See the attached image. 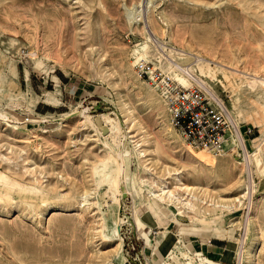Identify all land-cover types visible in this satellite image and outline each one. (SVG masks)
<instances>
[{
  "label": "rangeland",
  "instance_id": "1",
  "mask_svg": "<svg viewBox=\"0 0 264 264\" xmlns=\"http://www.w3.org/2000/svg\"><path fill=\"white\" fill-rule=\"evenodd\" d=\"M138 1L0 0V173L18 184L0 187V264H202L196 252L264 264V88L246 79L264 74V0H152L148 17L169 49L226 72L195 74L255 129L253 176L245 161L190 150L171 129L135 69L140 45L159 67L171 57L126 14ZM117 131L129 139L125 182ZM162 187L182 203L157 200Z\"/></svg>",
  "mask_w": 264,
  "mask_h": 264
},
{
  "label": "built area",
  "instance_id": "2",
  "mask_svg": "<svg viewBox=\"0 0 264 264\" xmlns=\"http://www.w3.org/2000/svg\"><path fill=\"white\" fill-rule=\"evenodd\" d=\"M155 63L141 59L135 69L165 104L169 121L184 143L195 151L243 160L255 129L236 124L228 95L195 82L185 86Z\"/></svg>",
  "mask_w": 264,
  "mask_h": 264
},
{
  "label": "bare ground",
  "instance_id": "3",
  "mask_svg": "<svg viewBox=\"0 0 264 264\" xmlns=\"http://www.w3.org/2000/svg\"><path fill=\"white\" fill-rule=\"evenodd\" d=\"M138 1V0H137ZM152 5H153V1L152 0H139L138 1V5H134L132 8H129V7H126V14L128 16H131V17H136L137 19H139V21L143 22L144 24V28H145V31L147 32L148 34V37H147V40H149V42L151 41L152 43H154V45L158 48L159 52L162 54V53H165L166 51H168L171 55V57H175V54H178L180 56L183 57V60L186 61V62H189L190 65L186 66V69L184 68V66H182V62L178 61L176 58H175V62L171 59V57L167 56L165 57L166 59L163 60L165 62H167L163 67H159L157 66L156 64H159L161 62L159 61H156V64L155 67H159L161 70H163L165 73H168L172 76L173 79L179 81L181 84L185 85V86H191L192 84H194V82L202 87H206L208 89H211V85L201 79H199L197 76H196V72L197 70H199L201 72V74H207L208 73V76L210 77V79L212 81L216 80L217 76H218V73H224V76L226 77V72H224L222 69H218V68H215V69H212L210 67V64L207 63V61H205L204 59H202L201 57L199 56H194V57H190V55H187V54H184V53H181V52H177V51H174V50H171L169 49V47L167 46L166 42H164V39H165V36H166V31L161 29V33L158 34L157 33V30H153L151 25L154 23L153 22V19L151 20V18H148L149 15H150V9L152 8ZM152 13V11H151ZM145 17H147L148 19H146ZM155 21V20H154ZM156 25V23H154ZM153 24V25H154ZM155 29V28H154ZM161 39V43L159 42L160 39ZM162 37L164 39H162ZM159 40V41H158ZM148 45V44H147ZM139 50L136 51V60L139 61L141 59H146L148 60V57L146 56V54L144 53L145 50H148V46L146 45H140L139 47ZM174 49V48H173ZM135 56V55H134ZM192 56V55H191ZM150 61V60H148ZM209 62V61H208ZM175 63V64H174ZM195 68H198V69H195ZM179 72V73H178ZM220 73V74H221ZM202 76V75H201ZM206 77V76H205ZM246 79L249 81V88H252V89H255L256 87H263L264 88V74L261 75L259 73H255L254 75L252 76H248L246 77ZM254 91V90H253ZM128 106V105H127ZM126 106V107H127ZM166 107V106H165ZM264 107V106H263ZM167 110V108H166ZM79 112V111H78ZM128 112L130 114H132L134 116V119H137L135 117V114H134V111H132V109L129 108ZM168 112V111H167ZM231 112V111H230ZM33 114V111L30 112V115ZM85 114V110L82 112H79V115H84ZM232 114V113H231ZM70 115H67V119L71 118L69 117ZM233 116V114H232ZM86 119H90L89 117H86ZM233 119L234 121L236 122V124L239 126L241 125L242 123L237 120L235 118V116H233ZM0 120L1 121H5V118H4V115L0 112ZM261 123V121H259ZM261 125V124H260ZM170 127L172 130L173 127L170 123ZM119 129V128H118ZM170 129V128H169ZM145 130V129H144ZM175 131V130H174ZM176 132V131H175ZM121 133V132H120ZM119 131L116 132L115 134V138H114V143L117 145L118 147V151L115 152L114 151V148H112L111 146H109L116 154V157H117V163H118V167H119V170L121 172V177H122V182H125L127 180V170L126 168H128V158L125 157V148L128 146V136L127 135H124L123 138H120L119 137ZM177 133V132H176ZM257 140L254 139L252 140L251 144H252V148H253V151H250L249 148L247 149V154L245 156V158L243 159V161H245V169H247L250 173V176H253V170H252V158L255 155V142ZM247 145V144H246ZM185 146L187 148H189L190 150H193L191 149L190 147H188L186 144ZM137 148H141V145H137L136 146ZM248 147V145H247ZM195 151V150H193ZM200 154H203V155H209V154H212V153H209V152H206V151H196ZM215 155V154H214ZM156 162V161H155ZM158 162V161H157ZM156 162V163H157ZM247 172V171H246ZM252 184L254 183L252 180H251ZM250 182V184H251ZM6 184H11L13 186L15 185H18V184H12L10 183V180L8 179V177H6L4 174L0 173V187H4ZM183 184V183H182ZM184 188H180L179 190H184L186 192H189L187 194H191V191L193 190L194 187H190V186H187L186 184H183ZM178 188V187H177ZM198 189V188H197ZM251 189V188H250ZM172 190V189H171ZM195 190V189H194ZM173 191V190H172ZM170 190H165L164 187H162V189H160V193L158 194H154V197L158 200H160L161 202L163 201V203L165 202H177L178 204H181L183 199L181 200V198H178L176 197V195L174 194V192H172ZM200 191L202 192L203 189L201 188ZM39 192V191H38ZM249 194V193H248ZM153 195V194H152ZM189 196V195H188ZM248 196V195H247ZM0 200H2V196L0 195ZM188 200V199H186ZM186 200H184L185 202H187ZM193 200H197V197L195 195L192 194V198H190L189 202H187L188 205H190L191 207L193 206V203L192 201ZM217 206V205H216ZM218 207V206H217ZM224 208V207H223ZM222 208V209H223ZM228 208V206H227ZM230 208V207H229ZM136 221H140V218L137 216L136 217ZM171 233V232H170ZM167 243V242H166ZM118 245V248L121 249L122 247V240L120 239V241H118L117 243ZM175 249H180L179 247H175ZM251 251L248 252V254H250ZM171 253V256L170 258H177V254H176V251L173 250L170 252ZM189 254L190 251L188 252ZM181 255H183L184 259H192V258H189V256H187L186 253L182 252ZM191 256H194V257H201V261H202V264H217L213 261H211L209 258H203L204 255L203 253L201 252H196V253H193ZM242 258V257H241ZM166 261L165 264H168V262H172L173 263V260L172 259H169V257L167 256L166 257ZM175 263V262H174ZM186 264H193V259L192 261H189L188 263Z\"/></svg>",
  "mask_w": 264,
  "mask_h": 264
},
{
  "label": "crops",
  "instance_id": "4",
  "mask_svg": "<svg viewBox=\"0 0 264 264\" xmlns=\"http://www.w3.org/2000/svg\"><path fill=\"white\" fill-rule=\"evenodd\" d=\"M165 256V255H164ZM164 256H163V258H164ZM163 258H162V260H163Z\"/></svg>",
  "mask_w": 264,
  "mask_h": 264
}]
</instances>
